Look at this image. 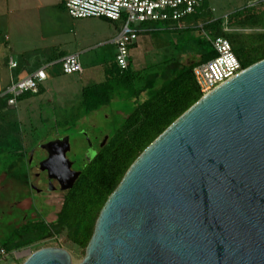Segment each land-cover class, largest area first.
Wrapping results in <instances>:
<instances>
[{
	"label": "water",
	"instance_id": "1",
	"mask_svg": "<svg viewBox=\"0 0 264 264\" xmlns=\"http://www.w3.org/2000/svg\"><path fill=\"white\" fill-rule=\"evenodd\" d=\"M41 147L53 189L71 188L69 137ZM84 253L76 263L46 246L22 264H264V58L202 94L137 156Z\"/></svg>",
	"mask_w": 264,
	"mask_h": 264
},
{
	"label": "rangeland",
	"instance_id": "2",
	"mask_svg": "<svg viewBox=\"0 0 264 264\" xmlns=\"http://www.w3.org/2000/svg\"><path fill=\"white\" fill-rule=\"evenodd\" d=\"M23 0H0V41H5V36L13 35L9 26L10 19H18L24 13L20 5ZM39 5L45 2L55 4L60 0H28L29 3ZM24 4V5H28ZM53 7V6H48ZM204 12L196 20L184 18L177 26L174 22H152L162 31L145 32L139 35L137 45L131 50V63L135 69L148 67V65H161L165 58L181 53L182 61L192 58L198 63L205 62L216 55L212 43L205 36L212 37L215 32L210 30L206 23L219 20L221 29L233 43L236 52L243 58L248 52H253L260 44H264V0H203ZM21 10V14L18 13ZM45 23V5L42 7ZM48 11H53L49 9ZM249 14H256L257 20L250 19ZM66 32V45L68 52H80V61L83 67H89L92 81L103 79L101 66L114 61L115 47L110 43L121 27V21H113L102 17H87L72 19L67 12L54 13ZM188 27H182V24ZM179 27V28H178ZM192 31H199L202 43H196L194 50H203L198 55L191 49ZM158 32V33H157ZM190 33V34H189ZM213 33V34H212ZM205 35V36H204ZM226 36V35H225ZM8 50V48H6ZM187 52V53H186ZM257 54V53H255ZM31 68H37L42 62V57L36 53L30 56ZM155 67V66H154ZM63 74V72H62ZM65 74V73H64ZM85 75V72H84ZM66 76V75H65ZM81 74L73 73L69 78L78 82ZM89 76V77H90ZM83 77V76H82ZM158 80V79H157ZM160 79L157 81V83ZM75 82V81H74ZM73 84V83H72ZM136 83L134 87H136ZM79 88L65 93L59 97L62 103L55 102L53 106L42 101L35 106L13 112L8 118L10 127L0 123V243L3 237L29 220L53 221L59 210L64 191L49 189L46 172L41 169L45 150L41 147L44 142L68 136L70 149L66 157L72 161V169H79L91 155L92 150H97L103 139H108L124 122L125 116L135 105L146 97V92L140 95L126 87H115L113 98L108 104L97 109L85 112L80 104L81 92ZM58 97V96H57ZM138 97V98H137ZM29 156V158H28ZM27 158L20 165L17 158ZM35 169L36 173H35ZM38 173V175H37ZM50 186L55 182L51 179ZM38 186L42 191L38 192ZM46 246L62 247L68 250L76 263L84 257V251L68 240L63 234L51 238L39 239L30 245L16 248L10 252H0V264H22L24 259L33 251Z\"/></svg>",
	"mask_w": 264,
	"mask_h": 264
},
{
	"label": "trees",
	"instance_id": "3",
	"mask_svg": "<svg viewBox=\"0 0 264 264\" xmlns=\"http://www.w3.org/2000/svg\"><path fill=\"white\" fill-rule=\"evenodd\" d=\"M200 15L198 12L188 15L186 19L195 20ZM249 16L250 19H258L256 14ZM147 24L150 22L143 23V26ZM206 26L215 32L211 38L221 35L227 37L219 20L208 22ZM192 42L189 43L191 49L187 52L191 50L198 55L204 53L203 50H194L196 43H202L201 39L196 38ZM231 44L242 68L264 58V44L257 47L258 51L255 47L253 52H248L246 58L241 57L232 42ZM180 54L165 58L161 65L152 67L150 64L135 71L131 58L125 69H121L114 59L105 64L103 79L82 86L80 104L85 112L108 104L114 96L115 87L119 86L131 89L137 96L146 92V97L125 116L124 122L107 140L103 139L94 154L79 169H74L79 171V175L72 187L64 190L56 218L50 222L29 220L22 223L3 237L0 249L10 252L39 239L63 234L85 251L102 206L131 163L167 126L202 96L193 75V67L198 64V59L183 62ZM157 79H160L158 83Z\"/></svg>",
	"mask_w": 264,
	"mask_h": 264
},
{
	"label": "built area",
	"instance_id": "4",
	"mask_svg": "<svg viewBox=\"0 0 264 264\" xmlns=\"http://www.w3.org/2000/svg\"><path fill=\"white\" fill-rule=\"evenodd\" d=\"M67 13L72 18L102 17L121 21L117 35L111 40L115 47V61L121 69L128 67L130 48L138 34L143 32V23L174 22L177 26L188 15L204 12L203 0H63ZM206 38L212 43L216 55L193 67V75L202 94L208 93L218 84L233 77L242 65L226 36ZM61 71L65 74L80 73L82 65L76 53L59 59ZM17 65L9 59V66ZM45 64L29 73L12 80L1 92L7 103L13 105L18 96L25 92H37L46 78ZM0 252L5 253L4 249Z\"/></svg>",
	"mask_w": 264,
	"mask_h": 264
},
{
	"label": "crops",
	"instance_id": "5",
	"mask_svg": "<svg viewBox=\"0 0 264 264\" xmlns=\"http://www.w3.org/2000/svg\"><path fill=\"white\" fill-rule=\"evenodd\" d=\"M24 4H28V0H23L22 4L20 5L21 10L24 8L23 15L18 19H10L8 22L13 35L11 34L9 37L5 36V41L3 43L0 41V123L4 125L5 122L6 127H10L8 118L12 117L11 114L13 112H18L21 109H26V111H29L27 109H29L31 105L35 106L36 104H39L40 101H42L40 98L41 96L43 97L45 95L44 98L47 105L53 106L55 102H59L61 104L62 99L60 100L59 97L64 96L67 90L70 92V89L73 88L74 90L76 87H78L80 93L82 86L91 82H96L92 81V77L90 75V77L88 76L89 67L86 66L84 68L81 61L82 71L80 73H76L81 74V76L78 77V82L76 79H74V82L69 78V76L73 73L62 74L59 64L60 58L66 54L76 53L78 54L80 60V52H68L66 50V45L69 43V41L66 40L65 29L62 27L63 25L61 22L57 21V17H54V13H57V11L58 13H60L61 10L67 12L64 7L63 0H60L59 3L57 2L56 5L47 4L46 2L45 4L41 3L39 5H35L32 2L28 5ZM44 5L45 23L43 21L44 19L42 18L44 17V12L42 11V7ZM48 6L53 7L49 8ZM51 8L53 11H48ZM21 10L18 13H20ZM72 19L76 20V18ZM195 20L197 21V19ZM155 26L156 25H151V23L144 25L145 30L140 32L138 37L140 34L145 32L155 33L158 30L162 31V28ZM181 26L185 28L188 27V25L184 23ZM225 29L226 28H224L223 31H226ZM191 33L192 38H199L202 40V36L199 31L191 30ZM204 39L208 40L207 38ZM137 42L138 38L130 48V58L131 50L135 48ZM110 43L114 45L111 42V39ZM6 48H8V50ZM33 53H36L42 57V62L39 66H37V68L48 64V66L45 68L46 78L39 85L37 92L23 93L17 97L15 104L9 105L7 103L6 97L1 96V92L12 80L37 69L35 67L31 68L29 65L31 64L30 56ZM9 59H12L17 63V65L15 67H10ZM104 66L105 65L101 66V74H103V78ZM20 112H22V110ZM24 160H27V158H17L16 163L21 165Z\"/></svg>",
	"mask_w": 264,
	"mask_h": 264
},
{
	"label": "flooded vegetation",
	"instance_id": "6",
	"mask_svg": "<svg viewBox=\"0 0 264 264\" xmlns=\"http://www.w3.org/2000/svg\"><path fill=\"white\" fill-rule=\"evenodd\" d=\"M45 150V149H44ZM46 152V151H45ZM47 157V152H46V154L44 153V156H43V158H42V160L43 159H45ZM28 158H29V156H28ZM40 165V164H39ZM71 168H72V166H71ZM36 170L37 169H35V173H36ZM45 172H46V175H47V178H48V185H46V187H48L49 189H53L50 185V182L49 181H51V179L52 178H49V176H48V173H47V171L45 170V169H43ZM37 175H38V173H37ZM35 188H36V190L38 191V192H40V191H42V189H40L38 186H35Z\"/></svg>",
	"mask_w": 264,
	"mask_h": 264
},
{
	"label": "bare ground",
	"instance_id": "7",
	"mask_svg": "<svg viewBox=\"0 0 264 264\" xmlns=\"http://www.w3.org/2000/svg\"><path fill=\"white\" fill-rule=\"evenodd\" d=\"M50 168H51V170H50V171H51V174H52V172H54V171H53V168H52L51 166H50Z\"/></svg>",
	"mask_w": 264,
	"mask_h": 264
}]
</instances>
